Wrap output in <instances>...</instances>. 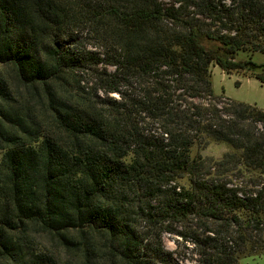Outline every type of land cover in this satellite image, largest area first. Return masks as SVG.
<instances>
[{
  "label": "trees",
  "instance_id": "trees-1",
  "mask_svg": "<svg viewBox=\"0 0 264 264\" xmlns=\"http://www.w3.org/2000/svg\"><path fill=\"white\" fill-rule=\"evenodd\" d=\"M255 53L264 0H0V264H187L191 220L198 264L263 257L264 111L211 71L264 84Z\"/></svg>",
  "mask_w": 264,
  "mask_h": 264
},
{
  "label": "rangeland",
  "instance_id": "rangeland-1",
  "mask_svg": "<svg viewBox=\"0 0 264 264\" xmlns=\"http://www.w3.org/2000/svg\"><path fill=\"white\" fill-rule=\"evenodd\" d=\"M248 55L243 54L241 58H247ZM253 60L257 63H264V54L255 53ZM212 71V84L215 95L222 101L227 102L228 99H232L236 102H243L251 105H257L258 108L264 111V84L256 80L255 78H249L244 76L243 73L234 72L228 74L224 72L218 65L211 67ZM80 75L78 78L83 79V85L92 90L90 87L93 85L92 82L89 84L88 81H92L90 75ZM239 83V85H237ZM98 95L103 96L104 92L99 91ZM18 93L15 95L17 98ZM110 96L119 99L118 94L112 93ZM198 101V100H197ZM156 124L153 127H158ZM233 151V148L224 142L209 141L206 144L200 146L196 145L192 149V156L196 157L200 161L202 159L204 164V174L207 176L213 175L215 172H224L221 164L227 153ZM236 175H241V172H235ZM223 178L232 183H236L235 176H232L231 171H225ZM182 183L187 184V178L181 180ZM194 223L196 220H191V223L187 226L182 224L174 223L168 230L162 229L163 242L169 250L176 251L177 254L186 261L187 264H198L200 255L198 249L192 242L194 235H201L202 228L196 227ZM171 232H168L170 231ZM173 231V232H172ZM185 233L188 237H183L180 233ZM242 264H264L263 257H247L242 260Z\"/></svg>",
  "mask_w": 264,
  "mask_h": 264
}]
</instances>
